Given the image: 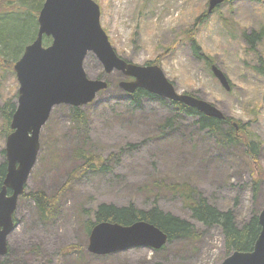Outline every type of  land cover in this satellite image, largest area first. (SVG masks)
Returning <instances> with one entry per match:
<instances>
[{
  "label": "rangeland",
  "instance_id": "374dc122",
  "mask_svg": "<svg viewBox=\"0 0 264 264\" xmlns=\"http://www.w3.org/2000/svg\"><path fill=\"white\" fill-rule=\"evenodd\" d=\"M95 1L100 24L119 57L138 65L157 64L177 93L205 100L224 118L249 122L261 143L255 175L264 172V74L259 61H264V39L252 46L243 35L264 26V0L223 3L199 27L196 21L207 12L209 0ZM189 29H195L201 53L227 76L229 91L193 54L186 35ZM84 70L88 78L108 82V88L83 106L86 121L81 126L68 105L52 109L41 128L39 151L25 184L26 193L43 190L59 196L54 216L40 220L33 201L19 198L7 238L9 250L0 264H220L225 258L220 229L195 222L176 196L151 187L159 182L187 183L219 210L232 211L241 226L264 205V178L253 197V169L240 147L217 146L192 116H175L166 99L144 97L138 108L129 105L118 85L125 78L117 71L107 76L91 53ZM17 90L15 73L0 69V106L6 100L16 104ZM168 120L171 126L162 128ZM5 139L0 128V163L5 160ZM81 148L102 157L111 170L69 179L79 165L74 153ZM156 195L164 212L192 222L196 240L106 255L88 250L85 222L100 204L148 209ZM68 246L80 249L62 254Z\"/></svg>",
  "mask_w": 264,
  "mask_h": 264
},
{
  "label": "water",
  "instance_id": "95a60500",
  "mask_svg": "<svg viewBox=\"0 0 264 264\" xmlns=\"http://www.w3.org/2000/svg\"><path fill=\"white\" fill-rule=\"evenodd\" d=\"M226 0H209L211 13ZM37 34L13 65L18 82L16 107L5 139L6 172L0 188V257L8 252V235L14 228L17 201L34 166L41 128L58 105L73 107L91 103L108 83L90 79L84 61L93 54L104 72L119 70L130 80L119 82L127 94L143 89L162 99L179 102L205 116L223 119L212 104L189 94H179L157 64L138 65L117 55L100 24L95 0H44L37 17ZM50 38L43 45V37ZM210 70L226 91L227 76L216 65ZM260 231L250 251H233L220 264H264V205L258 214ZM167 235L157 226L137 221L130 225L99 222L88 235V250L106 255L132 247L160 249Z\"/></svg>",
  "mask_w": 264,
  "mask_h": 264
},
{
  "label": "trees",
  "instance_id": "16d2710c",
  "mask_svg": "<svg viewBox=\"0 0 264 264\" xmlns=\"http://www.w3.org/2000/svg\"><path fill=\"white\" fill-rule=\"evenodd\" d=\"M226 0L224 3L232 2ZM44 0H0V69L4 71H13L14 63L21 56L25 46L31 43L37 34V17ZM218 5L214 10H216ZM209 12L201 15L196 22V26L207 21ZM186 35L191 44L193 54L203 60L207 65L211 66L212 58L201 53V49L195 40V29L186 31ZM253 46L264 39V26L258 31L251 34L243 33ZM43 45L50 43V38L43 37ZM260 70L264 74V61L260 58ZM126 101L129 105L138 108L144 97L150 99L161 98L146 92L143 89H136L133 94H126ZM169 104L175 109V116L179 114H187L195 120L199 130L206 132L216 145L231 149L241 148L243 154L254 174L252 180V196L255 197L258 192L259 180L264 178V172L259 175L256 172L257 153L260 150L261 143L249 129L248 123H242L237 120L234 122L232 118L225 117L223 119H215L198 112L197 110L185 106L179 102L170 101ZM16 104L11 100H6L0 106V125L1 132L4 136L10 132V121L15 110ZM71 117L76 121L78 126L85 124V112L83 106L67 107ZM172 121L168 120L161 124L163 127H170ZM75 158L79 161V165L72 171L71 180L79 178L86 173L103 174L111 170V167L100 156L81 149L76 150ZM4 156V150L2 151ZM6 172V162L0 163V188ZM260 176V177H259ZM152 190L158 193L167 191L176 196L182 203L183 207L188 211L190 218L205 227H218L220 229L223 245L224 256H228L233 251H250L254 241L259 234L260 226L258 223V213H253L249 220L241 226H237L234 214L230 210H219L211 205L201 194L197 193L187 183H171L169 185L161 182L154 184ZM28 197L34 203L36 212L42 221H48L54 216V211L58 202V195L49 196L43 190L21 195V199ZM157 195L153 205L148 209L138 208L134 204L118 206L115 204H100L92 213L89 220L85 222L86 231L89 233L92 226L99 222L117 223L121 225H130L137 221H145L160 228L167 235V243L180 240L194 241L198 238V233L194 225L189 220L176 216L169 212H164L157 204ZM15 220V219H14ZM163 246L160 248L162 249ZM80 248L76 246H68L62 250V254L73 253Z\"/></svg>",
  "mask_w": 264,
  "mask_h": 264
},
{
  "label": "flooded vegetation",
  "instance_id": "af4514ba",
  "mask_svg": "<svg viewBox=\"0 0 264 264\" xmlns=\"http://www.w3.org/2000/svg\"><path fill=\"white\" fill-rule=\"evenodd\" d=\"M114 71H117V72H120L121 73V75L125 78V80H130V76H125L121 71H119V70H112L111 72H109V73H106V75L107 76H109V75H111ZM108 83V82H107ZM108 85H109V83H108ZM118 85H119V83H118ZM17 204H18V202H17ZM17 207V206H16ZM8 250H9V247H8Z\"/></svg>",
  "mask_w": 264,
  "mask_h": 264
}]
</instances>
